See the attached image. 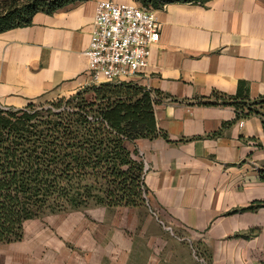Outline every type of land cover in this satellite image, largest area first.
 <instances>
[{
    "label": "crops",
    "instance_id": "1",
    "mask_svg": "<svg viewBox=\"0 0 264 264\" xmlns=\"http://www.w3.org/2000/svg\"><path fill=\"white\" fill-rule=\"evenodd\" d=\"M98 1L39 12L0 33L2 107L89 86ZM155 15L160 41L127 80L161 99L155 117L166 137L131 146L145 164L148 204L28 220L21 241L0 244V264H264L263 120L202 104L214 92L264 96V0L171 3ZM106 209L121 212L107 218Z\"/></svg>",
    "mask_w": 264,
    "mask_h": 264
},
{
    "label": "trees",
    "instance_id": "2",
    "mask_svg": "<svg viewBox=\"0 0 264 264\" xmlns=\"http://www.w3.org/2000/svg\"><path fill=\"white\" fill-rule=\"evenodd\" d=\"M75 1L7 0L0 33L29 26L35 14H52ZM135 1L162 10L171 3L209 0ZM152 93L123 81L23 108L0 107V244L21 241L25 222L50 213L147 205L145 164L138 148L130 146L166 137L155 117L161 99ZM202 104L233 106L239 117L258 115L264 124V96L239 100L214 92Z\"/></svg>",
    "mask_w": 264,
    "mask_h": 264
},
{
    "label": "built area",
    "instance_id": "3",
    "mask_svg": "<svg viewBox=\"0 0 264 264\" xmlns=\"http://www.w3.org/2000/svg\"><path fill=\"white\" fill-rule=\"evenodd\" d=\"M92 27L86 51L89 86L120 83L137 75L161 38L155 10L137 2L98 1ZM152 98L157 96L152 93Z\"/></svg>",
    "mask_w": 264,
    "mask_h": 264
},
{
    "label": "rangeland",
    "instance_id": "4",
    "mask_svg": "<svg viewBox=\"0 0 264 264\" xmlns=\"http://www.w3.org/2000/svg\"><path fill=\"white\" fill-rule=\"evenodd\" d=\"M6 1H7V0H0V10H1V8L3 7V4L6 3ZM135 2H137V1H135ZM42 100H43L44 102H50V101H53V100H56V99H48V98L46 99V98H43ZM130 148H132V147L130 146ZM92 208H93V207H89V208H87V209H85V210H82V213H84L85 215H89V214L92 213V211H91ZM103 212L106 213V217L109 218L110 216L113 215L114 212H118V214H119L121 211H117V210H115V209H106V210H104Z\"/></svg>",
    "mask_w": 264,
    "mask_h": 264
}]
</instances>
